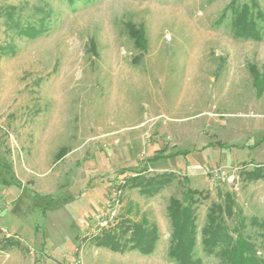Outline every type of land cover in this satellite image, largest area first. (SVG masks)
I'll return each instance as SVG.
<instances>
[{"label":"rangeland","instance_id":"374dc122","mask_svg":"<svg viewBox=\"0 0 264 264\" xmlns=\"http://www.w3.org/2000/svg\"><path fill=\"white\" fill-rule=\"evenodd\" d=\"M230 1L0 0V246L4 237L17 242L0 249V264H175L167 205L186 188L206 195L195 214L201 264H219L203 253L201 230L226 191L246 219L241 234L264 259V178L240 175L264 168V34L234 38L232 14L223 15ZM255 1L264 14V0ZM158 10L167 18L155 27ZM138 29L141 47L129 33ZM116 87L126 107L108 119L103 109ZM139 170L176 177L151 197L123 189V179L112 229L121 218L155 226L153 252L95 246L85 236L109 186Z\"/></svg>","mask_w":264,"mask_h":264},{"label":"trees","instance_id":"16d2710c","mask_svg":"<svg viewBox=\"0 0 264 264\" xmlns=\"http://www.w3.org/2000/svg\"><path fill=\"white\" fill-rule=\"evenodd\" d=\"M227 11H230L233 17L231 33L234 38L261 40L264 34V26L261 25V23L264 24V14L258 9L255 0H250L249 4H239V0H231L223 13L224 16ZM16 27L20 30L19 25ZM37 32L30 28L26 33L32 36ZM129 33L136 46L145 45L146 40L141 29L131 30ZM256 74L260 82L259 74ZM262 142H264V136L259 139V143ZM218 144V142L214 143L216 146ZM185 154L187 152L175 153L172 156L178 157ZM63 156L64 152L56 156V162ZM143 174V170H139L133 175L122 177L125 180L123 189L138 187L142 194L151 197L169 185L176 177L172 172L152 176ZM240 175L245 181H257L264 178V168L254 166L251 170H243ZM218 197L219 201L211 203L207 209L206 222L201 230L203 253L217 257L219 264H264L263 255L260 254L257 245L241 234L246 219L241 217L239 211H235L236 204L233 195L226 191L220 193ZM202 199H206V195L201 191L186 188L181 198L171 197L168 201L167 214L172 228L168 256L175 264H201L200 260L194 257V250L196 246L195 214L197 204ZM227 220H234L235 227L230 229L226 224ZM250 223L253 226L259 224L254 218L250 220ZM261 237L264 238V233ZM89 239H93L95 246L108 248L112 252L123 253L135 250L148 255L155 248L158 234L157 228L150 227L146 221L141 224L134 223L128 218H121L115 229L106 231L101 237L96 236ZM2 241L0 249L10 248L17 244L11 237H4Z\"/></svg>","mask_w":264,"mask_h":264},{"label":"built area","instance_id":"2783aa9c","mask_svg":"<svg viewBox=\"0 0 264 264\" xmlns=\"http://www.w3.org/2000/svg\"><path fill=\"white\" fill-rule=\"evenodd\" d=\"M213 177L218 176L217 172L214 171L213 173H210ZM223 179V178H222ZM227 178V181H232ZM213 181V178H212ZM223 181L226 182L224 179ZM124 185V180L121 178V180H118L111 186V188L108 191V195L106 197V200L104 203L98 208L96 215H94V221L89 226L88 232L90 234H87L88 237H96L102 235L105 231L112 229L115 224L117 223L119 212L122 206L121 203V196H122V186ZM1 203H0V211H1ZM4 233H6V230L1 229ZM7 237V234H6Z\"/></svg>","mask_w":264,"mask_h":264},{"label":"bare ground","instance_id":"6f19581e","mask_svg":"<svg viewBox=\"0 0 264 264\" xmlns=\"http://www.w3.org/2000/svg\"><path fill=\"white\" fill-rule=\"evenodd\" d=\"M160 11V10H158ZM166 11V10H165ZM160 14H156L158 16H154L155 20H154V25L155 27L162 21L165 20V18H167V13L163 12H159ZM195 41V52H193V55H196V58L198 56L197 54V50H198V44H199V40H197V38L194 40ZM198 45V46H197ZM195 58V56H194ZM190 58L189 64H188V68L185 70L186 71V77L189 78V82H184V87L186 94H189V96L193 95L195 93L194 89L195 86L191 84V81L193 80L194 76H195V72H196V65H197V59L195 58ZM127 72V71H125ZM132 78V77H131ZM191 79V80H190ZM113 80V79H112ZM187 80V79H186ZM68 83V80H65ZM136 81L138 82V79H136ZM64 82V83H66ZM63 83V84H64ZM124 85V84H123ZM133 85V84H132ZM144 85V84H143ZM57 86V85H56ZM59 86V85H58ZM63 87V86H62ZM65 87V85H64ZM145 88V87H144ZM55 89V88H54ZM114 89V88H113ZM140 90V89H139ZM198 90V89H197ZM55 91V90H54ZM116 91V92H115ZM199 91V90H198ZM57 93V92H56ZM188 96V97H189ZM196 96V95H195ZM124 97V96H123ZM63 99V98H62ZM122 95L120 94V92L118 91L117 87L116 89H114V91L110 94V96L106 99V105H105V109H103V112L105 113L106 117H108V119H112L113 115L117 112V113H121L124 111V108L126 107V104L123 103L122 104ZM126 99V98H125ZM117 100V105H116V110L114 109V102ZM63 101V100H62ZM61 102V101H60ZM183 103V102H182ZM62 103H59V105ZM58 107V106H57ZM62 107V105H61ZM60 108V106H59ZM64 109V108H63ZM58 110V109H57ZM112 111H115L112 112ZM59 113V112H58ZM64 113V112H63ZM59 116V115H58ZM60 118V117H59ZM64 118V117H63ZM58 121V119H57ZM108 121V120H106ZM59 124V123H58ZM104 124V123H103ZM108 124V123H107ZM54 125V124H53Z\"/></svg>","mask_w":264,"mask_h":264},{"label":"crops","instance_id":"0c3cea01","mask_svg":"<svg viewBox=\"0 0 264 264\" xmlns=\"http://www.w3.org/2000/svg\"><path fill=\"white\" fill-rule=\"evenodd\" d=\"M93 212H94V211H93ZM95 212H96V211H95ZM95 212H94V213H95ZM1 215H2V211L0 212V216H1ZM94 215H95V214H94Z\"/></svg>","mask_w":264,"mask_h":264}]
</instances>
